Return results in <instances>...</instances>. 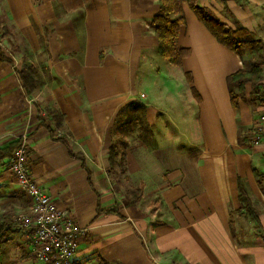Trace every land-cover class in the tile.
I'll return each instance as SVG.
<instances>
[{
  "label": "crops",
  "instance_id": "0c3cea01",
  "mask_svg": "<svg viewBox=\"0 0 264 264\" xmlns=\"http://www.w3.org/2000/svg\"><path fill=\"white\" fill-rule=\"evenodd\" d=\"M181 3L189 54L174 65L152 22L160 0H0V147L27 134L32 179L86 229L74 264H264V143L251 142L263 97L247 83L233 105L228 86L251 55ZM196 5L264 44V0ZM7 164L0 197L30 205ZM24 239L14 227L0 264H40Z\"/></svg>",
  "mask_w": 264,
  "mask_h": 264
},
{
  "label": "trees",
  "instance_id": "16d2710c",
  "mask_svg": "<svg viewBox=\"0 0 264 264\" xmlns=\"http://www.w3.org/2000/svg\"><path fill=\"white\" fill-rule=\"evenodd\" d=\"M181 0H160V10L153 18L155 25V35L159 42L160 55L168 59L172 64L178 65L182 59L189 54V50L185 48H178L176 46V39L180 32V27L184 23V16L182 14ZM191 7L201 21L207 26L209 31L215 38L223 45L228 47L233 52L242 55L244 51H248L251 57L244 60L243 67L234 74L228 77V86L232 96L233 105H236L238 98L243 94L245 85L251 83L253 85L255 94L261 98L264 96V87L260 84L263 78V71L260 65V59L264 54V44L262 41L253 39L249 32L241 27L236 26L232 29L221 23L209 11L196 5V0H191ZM176 13L180 16L176 19L171 18V14ZM4 53L0 50V60H5ZM20 78L23 86L28 94H32L35 89V66H24L20 72ZM262 99V98H261ZM55 120L60 125L62 123V115L58 111H53ZM52 133V132H51ZM62 142L66 143L64 139ZM22 140L10 143L6 147H0V167L3 163L12 157L13 153L21 146ZM70 154L80 159L84 164V156L81 153H74L69 147ZM113 150L111 151V153ZM240 201L243 204V209L256 223H259L258 214L254 211L250 199L243 187L242 182H239ZM138 200L142 195V189L135 191ZM15 224L8 215H3L0 218V253L10 242V236L13 232Z\"/></svg>",
  "mask_w": 264,
  "mask_h": 264
},
{
  "label": "built area",
  "instance_id": "2783aa9c",
  "mask_svg": "<svg viewBox=\"0 0 264 264\" xmlns=\"http://www.w3.org/2000/svg\"><path fill=\"white\" fill-rule=\"evenodd\" d=\"M0 45L2 37L0 35ZM262 111L253 124L251 142L264 143V96L261 100ZM27 134L21 137V146L13 153L8 162V171L20 191L29 198L30 209L21 222L30 228L33 257L40 264H74L80 238L86 229L77 224L66 208L59 206L38 183L32 179L28 161Z\"/></svg>",
  "mask_w": 264,
  "mask_h": 264
},
{
  "label": "rangeland",
  "instance_id": "374dc122",
  "mask_svg": "<svg viewBox=\"0 0 264 264\" xmlns=\"http://www.w3.org/2000/svg\"><path fill=\"white\" fill-rule=\"evenodd\" d=\"M7 169H8V164H7ZM137 191V190H136ZM134 196V195H133ZM129 198V197H128ZM130 199V198H129ZM136 199V195L135 198ZM30 205L23 204L21 201L17 202L16 204L11 203L7 198H3V196L0 197V218L3 215H8L11 217L13 223L15 224L16 228H19L21 231V234H24V241L26 244V247L30 254V256H33V253L31 251V244H30V239L27 238V234L29 236H32V231L30 228H26L23 226V223L21 220L23 219L24 215L29 211ZM18 257V256H16Z\"/></svg>",
  "mask_w": 264,
  "mask_h": 264
}]
</instances>
